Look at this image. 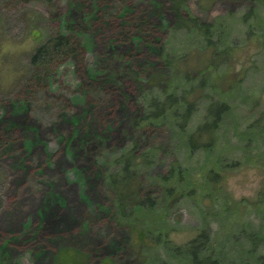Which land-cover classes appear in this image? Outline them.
Here are the masks:
<instances>
[{
	"label": "rangeland",
	"instance_id": "374dc122",
	"mask_svg": "<svg viewBox=\"0 0 264 264\" xmlns=\"http://www.w3.org/2000/svg\"><path fill=\"white\" fill-rule=\"evenodd\" d=\"M169 2L0 0V264H185L151 250L146 220L117 219L107 176L132 147L153 156L139 182L154 197L178 164L198 185L158 213L170 246L193 240L202 221L217 243L245 224H264V34L242 19L255 9L264 24V7L258 0H186L194 17L224 34L225 58L211 63L204 44L173 29ZM71 28L76 54L42 82L32 80L30 56ZM208 65L205 88H196L198 78L185 91L197 103L189 129L210 100L230 108L216 137L200 142H213L210 152L189 153L168 123L133 126L143 114L135 74L142 89H164ZM108 74L116 75L112 83L99 81ZM225 247L229 259L253 264L242 237Z\"/></svg>",
	"mask_w": 264,
	"mask_h": 264
},
{
	"label": "trees",
	"instance_id": "16d2710c",
	"mask_svg": "<svg viewBox=\"0 0 264 264\" xmlns=\"http://www.w3.org/2000/svg\"><path fill=\"white\" fill-rule=\"evenodd\" d=\"M258 2L264 7V0H258ZM169 12L173 19V29L185 31L204 44V49H207L212 57V59L210 58L211 63L221 62L225 58L223 53H226L228 49L222 50L224 34L220 32L217 24L203 23L194 17L186 0H170ZM242 19L248 30L264 34V24L255 9H251ZM70 31L71 33H59L51 36L36 48L29 59L32 80H36L38 83L42 82L48 69L76 54L80 44L78 41H73L74 29L71 28ZM169 64L170 61L164 59V65L169 67ZM211 68L210 65L204 67L193 79L187 75L179 81L172 79L164 89H156L153 85L142 89L139 75L135 74L133 79L136 86L142 90L140 98L143 103V114L133 123V126L135 128L141 125L155 127L168 123L178 128L180 144L189 153L198 149L206 153L210 152L213 142L202 148L200 142L204 137H216L230 108L222 100H210L201 123L189 129L197 103L188 99L189 92L185 91V88L187 84L195 82L199 78L196 88L204 89L208 80L206 76L209 75ZM114 78L116 75L108 74L100 78L99 81L110 84ZM251 128L253 126L248 127V129ZM135 148L132 147L115 157L112 162L114 172L107 176V181L113 191L118 221L135 220L137 217L146 220L147 226L144 235L153 238L151 250L160 248L175 259L183 258L185 264H243L236 260L238 257L229 259L225 247L229 243H235L236 235L242 237L248 245L247 254L251 257L253 264H264V224L262 222L258 227H253L251 224L238 227L224 243H217L213 241L210 230L202 221L201 230L193 240L182 247L170 246L169 241L165 240L164 226L160 225L158 213L162 215L164 212L162 206L165 203L171 205L168 208L178 206L186 197V190L189 187H198V185L191 179L192 176H189V169L183 164H178L176 167L170 168L168 173L160 178V184L164 190L161 191L160 196L154 197L149 190L151 187L143 188L139 182L142 173L153 167V163H151L153 156L150 152L138 153ZM215 175L217 176V174ZM259 221H263V218H260ZM151 222L155 223V226H151ZM148 262L147 260L140 264Z\"/></svg>",
	"mask_w": 264,
	"mask_h": 264
}]
</instances>
